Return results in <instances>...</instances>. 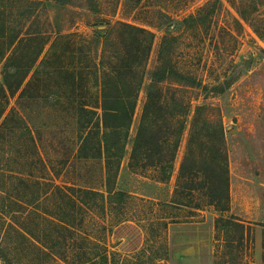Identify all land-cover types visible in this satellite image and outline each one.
Instances as JSON below:
<instances>
[{"label": "rangeland", "instance_id": "1", "mask_svg": "<svg viewBox=\"0 0 264 264\" xmlns=\"http://www.w3.org/2000/svg\"><path fill=\"white\" fill-rule=\"evenodd\" d=\"M0 93V264H264V0H0Z\"/></svg>", "mask_w": 264, "mask_h": 264}, {"label": "trees", "instance_id": "2", "mask_svg": "<svg viewBox=\"0 0 264 264\" xmlns=\"http://www.w3.org/2000/svg\"><path fill=\"white\" fill-rule=\"evenodd\" d=\"M127 26L130 29L132 28L134 31H139L141 33L147 32L146 30L141 29L139 27H135L132 25H127ZM23 78H24V76L22 77V80H23ZM20 86H21V84L16 86L15 88H13L12 86L7 85L8 90L6 88H4L3 86H1V93H2L1 96H3L4 98H7L8 95H10V94L15 95L18 92V90L20 89ZM129 96L130 95H127V96L122 95L117 89L110 96V95H107L106 90H105L104 102H103V107H102L103 111H104V117L102 120L103 125H102V123H99V127L103 126V128L105 130L104 138L107 137L106 135L109 134V130L111 129V127L109 125L110 121H109L108 117L113 116V120L122 118V119H124V121H126L127 127H129L131 125L133 113H134L135 107H136V105H135L136 102L134 100H132V98ZM152 102H153V97L151 96L149 99L148 105H150ZM111 104H123L124 108H121L119 110L115 109V108L112 109L110 107ZM6 110L7 109H6V105H5L3 110H2L1 116H3V114L6 112ZM120 128H121L120 126L113 125V130H112L113 131V139H115V142L117 144H120V147H118V148H115V146H113V159L122 157L123 152H124V147H123L122 141L120 140L121 136L119 138V135H121L123 133V131H121ZM158 133H159V131L157 130V128L155 126L151 125L149 127L147 125L146 118H145L143 123L141 124L139 131H138L136 145H135V148L133 149L132 158L134 160H138L140 158V155H138V153L140 152V147H139L140 141L141 142L146 141V143L148 145H150L148 148H152V146H155L154 148H156L159 151L160 143L158 142V138H159ZM114 149L119 151V153H115ZM100 152H101V149H100ZM174 157H175V154H173V156L171 157L172 160L169 163V165H164V163H163V171L165 172L164 179H161V181H163V182H169L172 178V169H173L172 162L174 160ZM227 162H226V165L222 167V173L219 172L218 166H213V170L211 171L210 176H209V174L206 173L207 175H206V179L204 181H205V185L210 186V189L214 193L213 182H215L216 179H218V177L222 176V179L224 180V184L226 187V189L224 191V195L229 199V169H228ZM185 167H186L185 164L181 165V167H180V173L177 177V187L175 189V194H179V192H181L180 188H184L182 186L183 178H186L189 176V178L192 180L193 178L196 179V177H198L199 172L194 170L193 167H191V166L187 167V171H186ZM109 182H110V178H109ZM192 189L193 188H191L189 190H192ZM87 193L88 194H100V193H96L93 191H86V194ZM121 195L124 196L123 193H121ZM174 203L178 204L177 201H174ZM228 209H229V203L227 204V207L225 208V210H228ZM220 224L222 225V228L227 227V226H238V227L243 228V229L245 228L242 221L240 219H236V218H233V219L224 218V217L217 218L216 224H215L216 230H217V228H218V230L220 229Z\"/></svg>", "mask_w": 264, "mask_h": 264}, {"label": "crops", "instance_id": "3", "mask_svg": "<svg viewBox=\"0 0 264 264\" xmlns=\"http://www.w3.org/2000/svg\"><path fill=\"white\" fill-rule=\"evenodd\" d=\"M172 204L171 201L170 202H166V204ZM174 204V201H173ZM170 222V221H169ZM174 223V224H173ZM187 225H182L184 223H175V222H171L168 225V229H169V233L171 236H175V234L173 232H177L178 230H181L182 228H185V226L189 227L191 224H194L195 222H190V221H186Z\"/></svg>", "mask_w": 264, "mask_h": 264}]
</instances>
